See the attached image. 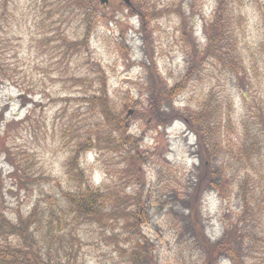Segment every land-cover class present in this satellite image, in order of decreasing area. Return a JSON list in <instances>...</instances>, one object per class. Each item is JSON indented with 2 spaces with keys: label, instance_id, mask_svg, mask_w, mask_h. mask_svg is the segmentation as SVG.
I'll return each mask as SVG.
<instances>
[{
  "label": "rangeland",
  "instance_id": "rangeland-1",
  "mask_svg": "<svg viewBox=\"0 0 264 264\" xmlns=\"http://www.w3.org/2000/svg\"><path fill=\"white\" fill-rule=\"evenodd\" d=\"M131 1L138 10L111 0L88 27L67 0H0V264H132L138 248L147 253L133 264H206L193 222L212 243L229 226L264 233V196L252 200L260 163L230 173L212 147L224 171L212 180L226 189L205 191L196 134L184 119L161 127L148 115L149 88L180 84L196 52L199 76L172 104L185 116L217 109L212 145L226 130L264 137V0ZM218 9L219 59L205 32ZM79 169L105 197L91 215L71 203L84 191ZM259 255L245 264H264Z\"/></svg>",
  "mask_w": 264,
  "mask_h": 264
},
{
  "label": "trees",
  "instance_id": "trees-1",
  "mask_svg": "<svg viewBox=\"0 0 264 264\" xmlns=\"http://www.w3.org/2000/svg\"><path fill=\"white\" fill-rule=\"evenodd\" d=\"M238 2L241 4L242 0H239ZM78 4V10H81L80 14H83V21L88 27L97 22L96 20H94V15L103 16L101 7L99 6L97 0H67V9L69 10V13H73L75 7ZM136 4L137 2L134 1L133 8L128 9L138 10ZM221 10L222 9H218L216 11V16L213 20V23H211L210 27L205 30L211 43L212 54L217 59H219V55L217 53L218 47L216 43L213 42L219 40V38L224 39V37L222 36L225 23L223 22V20H221L220 17ZM94 28L95 27H91L85 31L86 41L89 40V36L91 35ZM202 64L203 57L197 55V53L194 52L191 56V67L189 68L188 74L180 84H177L174 87H170L169 89L164 87L158 92L157 87H154V85L149 88L148 93L150 94V98L148 115L150 116V123L157 126L159 125L161 127H168L170 125L169 123H171L173 120L184 119L186 125L189 126L190 131H193L198 138V143L200 145L198 155L200 159H203V178L199 180L197 185L199 187H203V180L207 179V181H210V183L205 187V191L215 189L224 192V190L226 189V187H221V185H223L222 182L220 183V186H218L219 184H216V181L220 180L224 172L219 165L220 156L218 157V155L223 153H220V151H217V153H213L211 151L212 147H217L218 145H220L221 152H224L223 159L225 160L224 164L226 170L230 168L229 164L232 163V166L240 164L244 169H246V167L248 166L255 168L260 163V166L258 167L261 169H256L257 175L260 176V178H257V184L252 191V200H258L259 197L264 196V188L261 186V179L264 176V153L262 151V143L264 142V137H259L258 134H252L249 130H245L243 133H237L234 136L233 132L229 131L228 133V131L226 130L224 136L221 135V143H215L214 145H212V143H210L211 139H207V133L212 128L213 119L216 117L217 109L212 108L210 103L205 102L204 104H198V107L200 109L197 113L191 114L189 112L186 117L183 114L186 113L185 110L178 109L175 107L174 103L172 104V100L176 99L183 92V90L185 89L184 87L189 79H196L197 76H199V70ZM188 77L190 78L187 80ZM128 114L129 111H127L126 113V119L130 118ZM109 122L112 123L111 120H109ZM115 126L120 127L118 128V131L122 133V138H124L123 130L125 128L123 126V120L118 121L116 119ZM222 127V122L216 125L217 129H220ZM228 127L229 124L226 126V128ZM126 128L128 127L126 126ZM112 133L113 132H109V137L113 136ZM88 140L89 142L86 144V146L87 148L92 149V139ZM81 154L82 153H79L78 156H80ZM255 162L258 163V165L254 164ZM239 169L240 168H237L236 170V167H232L229 169V172H237L239 174ZM79 171L80 176L82 177L81 187L84 191L77 193L73 197H71V203L72 205H74V212L78 213L79 215H91L96 212V209L98 208L100 203H104L105 197L104 195H95L101 194V192L95 191L91 188L89 180L86 177V172L84 170L79 169ZM243 171L245 172V170ZM212 176H215V183L212 180ZM217 177H219V180L216 179ZM242 185L241 187H243ZM143 211L144 207L143 205H141L139 207L138 213L139 219L141 218ZM193 214L194 210L191 213L192 221H194ZM245 214V212H242L240 216H243ZM28 219H32V217ZM193 223L196 224L197 229H193L194 232H191L190 240H192L196 245L197 243L200 244V246H198V249L205 258L206 264H216V259L218 258L223 260L227 259L232 264H245L248 258L252 257L253 254L256 256H258V254L264 255V248L262 246V241H264V238H262V236L264 233L262 230L259 231L254 223H252L247 230L239 229L238 226L226 227L221 237L217 238L213 243L210 239L208 241L203 240L204 232L201 229V225L197 222ZM13 228H23V223L18 224ZM14 234L21 238V241L25 243L26 251H29L30 244L24 240V236H22L20 233ZM2 251L6 252L5 250ZM135 251L136 252L133 253L134 257L132 259V262L136 263L142 261V253L147 252L142 251L140 248L136 249ZM147 260L148 258L145 261ZM27 261L30 260L27 258Z\"/></svg>",
  "mask_w": 264,
  "mask_h": 264
},
{
  "label": "water",
  "instance_id": "water-1",
  "mask_svg": "<svg viewBox=\"0 0 264 264\" xmlns=\"http://www.w3.org/2000/svg\"><path fill=\"white\" fill-rule=\"evenodd\" d=\"M99 1V3L101 4V5H107V4H109V2L111 1V0H98ZM123 2L127 5V6H129V7H131L132 6V2H131V0H123Z\"/></svg>",
  "mask_w": 264,
  "mask_h": 264
}]
</instances>
